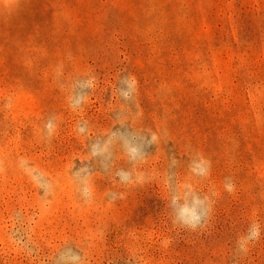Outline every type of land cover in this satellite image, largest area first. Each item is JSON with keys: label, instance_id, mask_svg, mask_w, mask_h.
<instances>
[{"label": "rangeland", "instance_id": "1", "mask_svg": "<svg viewBox=\"0 0 264 264\" xmlns=\"http://www.w3.org/2000/svg\"><path fill=\"white\" fill-rule=\"evenodd\" d=\"M0 264H264V0H0Z\"/></svg>", "mask_w": 264, "mask_h": 264}, {"label": "clouds", "instance_id": "2", "mask_svg": "<svg viewBox=\"0 0 264 264\" xmlns=\"http://www.w3.org/2000/svg\"><path fill=\"white\" fill-rule=\"evenodd\" d=\"M121 83L127 89H132L135 86V81L130 76H125L122 79ZM122 95L124 96L125 99L129 98V92H122ZM46 127L49 130V132L52 131L51 120H49ZM153 139L155 140V137H153ZM209 167L210 165L202 159L201 163L197 166L196 170L199 175H206L209 171ZM123 178H127V177L125 176ZM224 187L225 190L229 193L234 191V183L232 182L231 177H225ZM83 194L86 197H89L91 195L88 188L84 189ZM172 206H173V211L175 213L173 217V222L178 223L184 227L191 228L194 230L198 226H202L204 220L206 219V213L202 208L198 207L197 205H193L191 207H189L187 204L178 205L177 198L175 196L173 197L172 200ZM259 234H260L259 225L255 223L250 225L246 236L241 237L237 241V250H238L237 254H239L240 252H245L247 250L246 245L248 244V242L258 239ZM61 258H64V254H62ZM71 258L76 261H81L80 255H75Z\"/></svg>", "mask_w": 264, "mask_h": 264}]
</instances>
